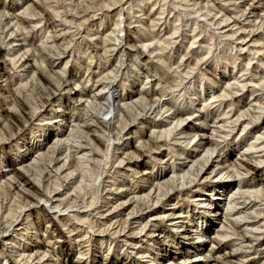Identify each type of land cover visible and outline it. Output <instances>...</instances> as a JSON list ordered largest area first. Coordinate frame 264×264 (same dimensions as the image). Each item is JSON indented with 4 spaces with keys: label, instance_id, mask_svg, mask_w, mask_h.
Listing matches in <instances>:
<instances>
[{
    "label": "rangeland",
    "instance_id": "1",
    "mask_svg": "<svg viewBox=\"0 0 264 264\" xmlns=\"http://www.w3.org/2000/svg\"><path fill=\"white\" fill-rule=\"evenodd\" d=\"M15 99L29 115L17 127L4 113L16 111ZM153 99L164 104L158 114ZM261 106L264 0H0V264H11L7 254L18 264H264V216L249 228L227 224L250 203L264 213ZM237 115V128L225 122ZM206 141L217 145L211 177L135 215L127 217L133 200L120 211L111 194L142 188L146 202L155 177L198 162ZM238 186L244 197L229 200ZM169 210L187 219L158 217ZM140 216L150 234L134 240L148 255H130L117 246ZM252 226L261 238L250 249L240 238ZM106 227L123 229L109 252L95 247ZM36 248L47 257L23 263Z\"/></svg>",
    "mask_w": 264,
    "mask_h": 264
},
{
    "label": "bare ground",
    "instance_id": "2",
    "mask_svg": "<svg viewBox=\"0 0 264 264\" xmlns=\"http://www.w3.org/2000/svg\"><path fill=\"white\" fill-rule=\"evenodd\" d=\"M99 79V77L96 79V80H98ZM100 80H98L97 81V83L99 82ZM97 83L95 82V85H97ZM101 91V90H100ZM100 93V92H99ZM157 96V95H156ZM228 96V95H227ZM159 97V96H158ZM216 97V96H215ZM218 98L219 97H226V96H223V95H221V96H217ZM174 99V98H173ZM178 99V98H177ZM153 100H155V99H153ZM152 100V101H153ZM176 100V99H175ZM15 102H16V106H18V108L16 109V111H6L5 109V118L8 120V121H10L11 122V124L12 125H15L16 127L17 126H20L22 123H27V121H29V119H28V114L24 111V108H26V107H24V103L23 102H21V100L20 99H15ZM155 102V104H156V107H154V108H152V110H153V112H156V110H157V114H158V111H161V110H163L162 108H163V106H164V104H161V102H160V100L158 99V100H155L154 101ZM109 103V102H108ZM161 104V105H160ZM260 105V104H259ZM155 106V105H154ZM111 107V106H110ZM232 107V105L230 104L227 108H231ZM233 108V107H232ZM151 109V108H150ZM257 109H259V110H262V111H264V107H259V108H257ZM121 112V111H120ZM182 113H180L179 111H174L173 112V116H174V119L175 118H178V121H179V124H178V126H180V123L183 121V119H182ZM240 117H241V115H237L236 117H235V119H233V120H231L230 118L228 119V120H226L225 122L226 123H229V124H232V126L234 127V128H237V126H238V121H239V119H240ZM121 122V121H120ZM12 125H11V127L10 128H8V130L10 129H12ZM122 125V124H121ZM240 125V124H239ZM124 127V126H123ZM244 128H242V131H244L245 130V128L247 127V125L245 126H243ZM234 128H232V129H234ZM175 129V128H174ZM192 129V128H191ZM163 132H165V131H163ZM181 132V131H180ZM167 133H169V132H167L166 131V134ZM160 134H162V133H160ZM194 134V133H193ZM196 134V133H195ZM186 136V135H185ZM192 136H194V138H197L198 137V135H192ZM255 142H257V141H259L260 140V137H256L255 139ZM203 141L204 140H202V139H200L199 140V143H196L195 145H194V147L193 148H195L196 150L197 149H201V148H203ZM207 143L209 142V143H211L212 145H210V147H208L207 149H205L204 150V153H203V155L201 156V159L198 161V162H196V161H194V162H190L191 164H190V166H188V168L186 169V170H184V166L186 167V164L184 163V164H182L181 166H178V167H175L174 165H172V167H171V176L169 177V178H167V179H164L163 177H164V174H163V176L161 175V176H158V177H155V179L154 180H157V182L154 184V186H152V189H150L149 190V192L147 193V197H145L146 198V202H144V198L143 197H141L140 196V194L142 193V188H139V189H133V190H129L128 191V193H114V194H111L112 196H113V198H117L116 200H119L120 201V205H118L117 204V206L118 207H120L121 208V212H125V211H127V207H125V203H130L131 202V200H133V203L132 204H134V206L133 207H131V209H130V211H128L127 213V217L128 216H131V215H135V214H137L138 212H141V211H143L144 209H148L149 208V205H147V202L148 203H150L151 204V202H152V204H157V203H159V202H161V199L162 198H164L166 195H167V193L168 192H170V191H173V190H175L177 187H183V186H186V185H191V184H193V183H196L197 181L199 182V180H206L207 178H209V177H211V175L215 172V168H212L209 172H208V170H209V168H206V166L209 164V163H211L212 162V156L215 154V153H217L216 152V146L217 145H214V143L215 142H210V141H206ZM58 142H55V143H53L51 146H50V151H51V153L52 152H54L55 153V151H56V149L58 148L59 149V147L57 146L58 144H57ZM57 144V145H56ZM216 144V143H215ZM256 146H258V145H256V144H250V146H249V148H255ZM49 148V147H48ZM110 148V147H109ZM136 148V147H135ZM137 149V148H136ZM169 149V148H168ZM48 151V150H47ZM59 151V150H58ZM57 152V151H56ZM53 153V154H54ZM173 154V153H172ZM192 156H194L195 154H191ZM70 156V155H69ZM176 156V155H175ZM180 156H183V153H180ZM48 157V156H47ZM42 160V159H41ZM185 160H189V156L188 157H185ZM43 162V161H42ZM242 162V161H241ZM244 162V161H243ZM242 162V163H243ZM248 162H250V161H248ZM222 164V163H221ZM246 165L245 166H247V165H249L248 163H245ZM256 164V163H255ZM64 166H65V163L63 164ZM250 165H252V164H250ZM249 165V166H250ZM217 166V165H216ZM240 166V165H239ZM63 167V166H62ZM168 167V166H167ZM244 167V166H243ZM254 167V166H253ZM180 169V172L178 173L175 169ZM249 168V167H248ZM75 170V169H74ZM249 170V169H248ZM247 170V171H248ZM204 174H206L205 175V177H203V175ZM21 176V175H20ZM154 177V176H153ZM23 178V177H22ZM20 179V181H21V178H19ZM22 181H23V183L26 185H30L31 187H33V185H32V183H30V181H28L27 179H22ZM179 182V183H178ZM241 183V180H238V185ZM228 188L229 187H225V188H222V193H224V194H226L227 193V190H228ZM52 191V190H51ZM181 191V190H180ZM248 192V191H247ZM37 193V192H36ZM219 194V195H217L218 197H217V199H216V201H220V199L222 198L221 196H223V194ZM245 193H246V191L244 192H242V190H241V188L238 186V188L236 189V191L235 192H233V193H231L230 195H229V197H227V198H229V200L230 199H232L233 197H238V199H242L243 197H244V195H245ZM255 193V192H254ZM27 194V193H26ZM39 194V193H38ZM52 194V193H51ZM260 194V193H259ZM258 194V195H259ZM28 195H30V194H28ZM32 195V194H31ZM130 195H133L132 196V198H126V200L124 201V200H122V196H124V197H130ZM178 195V194H177ZM26 196V195H25ZM40 196H41V193H40ZM111 196V197H112ZM144 196H146V195H144ZM264 196V195H263ZM31 197H33L35 200L37 199V197L36 196H31ZM36 197V198H35ZM53 197H59V194H56V195H54ZM200 197V196H199ZM27 198V197H26ZM40 198V197H39ZM79 198V197H78ZM34 199H30V202L29 203H31V202H34ZM41 199V198H40ZM39 199V200H40ZM43 199V198H42ZM149 199H151L150 201L151 202H149V201H147V200H149ZM256 199V198H255ZM76 200V199H75ZM78 200V199H77ZM46 201H48V199H46ZM66 201V200H65ZM118 201V202H119ZM202 202H200L201 204H204V202L206 201V200H201ZM246 201V200H245ZM39 202H41V201H39ZM67 202V201H66ZM74 202V201H73ZM77 202H79V201H77ZM76 202V203H77ZM108 202V201H107ZM111 202V201H110ZM64 203V200H63V202L62 203H58L56 206H57V208L58 207H60V206H62V204ZM82 203H84L83 205H81ZM105 203H106V201H105ZM221 203V202H220ZM70 204H72V203H70ZM79 204L82 206V208H86V207H88V206H90L91 205V203L90 202H84L83 200H82V202H79ZM131 204V205H132ZM151 204V205H152ZM165 204V203H164ZM229 204V203H228ZM236 204V203H235ZM238 204V203H237ZM242 204V203H241ZM76 205V204H75ZM113 205V204H112ZM147 205V206H146ZM230 205H231V203H230ZM251 205V203L250 204H248V206L247 207H249ZM55 206V207H56ZM78 206V205H77ZM116 205H115V208L117 207ZM201 206V205H200ZM235 206V205H234ZM256 205H251V207L250 208H248L247 209V207H245L244 208V210H243V212H240V213H238V217L235 219V220H233L232 219V221H230L231 220V218H230V220H228L227 221V224L230 226V225H237V226H240V225H244L245 226V228H249L248 226H249V224H247L248 222H245V221H247L248 219H252V218H254V214H255V216H256V218L255 219H257L258 218V216H261V215H263L264 216V213L263 212H254L253 210H251L252 208L254 209V207H255ZM114 207V206H113ZM64 208V207H63ZM62 208V210H64ZM67 208V207H66ZM119 208V209H120ZM229 208V207H228ZM230 208L232 209V207L230 206ZM109 209V208H108ZM114 209V208H113ZM112 209V210H113ZM233 209H234V207H233ZM226 210H228L227 209V207H226ZM110 211V210H109ZM114 211V210H113ZM117 210L115 209V212H116ZM119 211V212H120ZM239 211V210H238ZM169 212V213H168ZM168 212H160V216H158V217H160V218H164V217H173V216H178V218H175V219H183V220H186L187 219V217L186 218H179L181 215V210H180V212L179 213H176L174 210H169ZM114 213V212H113ZM165 213H168L167 215H163V214H165ZM110 214H111V212H110ZM162 214V215H161ZM217 214L215 213L214 214V216H216ZM231 216V215H230ZM116 217V216H115ZM109 218V217H108ZM105 219V218H104ZM128 219V218H127ZM144 219H146V218H144V217H142V216H140V218L139 219H135L136 220V223H138V226L136 227V228H132V229H130V233H128V236H127V239L124 241V245H120V246H117L118 247V249H122V248H125L124 249V251H129V254L130 255H132V254H134V255H140V256H144V254H147L148 255V253H147V251H141V250H138L137 248H136V244H137V242L134 240V237L135 236H137L138 234H140L141 232H145V234L146 235H149L150 233L149 232H146L145 231V229L146 228H148L150 225V220H147V221H145L144 222ZM225 219H226V217H225ZM123 220V219H122ZM227 220V219H226ZM262 220V219H261ZM117 221V220H116ZM119 221V220H118ZM251 221V220H250ZM259 221V220H258ZM264 221V220H263ZM187 222L190 224V223H192L193 222V220L192 219H188L187 220ZM186 222V223H187ZM114 223V222H113ZM113 223H111L112 225H110V226H108V227H111V226H113ZM121 223H122V221H121ZM120 223V224H121ZM125 223H127L128 224V222H127V220H125ZM258 223V222H257ZM116 224H117V222H116ZM127 224H125V225H127ZM183 224V223H182ZM264 224V223H263ZM122 225V224H121ZM120 225V226H121ZM124 225V226H125ZM66 226V225H65ZM128 226V225H127ZM127 226H126V228H127ZM182 226V225H181ZM224 226V225H223ZM222 226V228L224 229V231H227V228L225 229V226L223 227ZM259 226V225H258ZM97 226H95V228H96ZM116 227H117V225H116ZM123 227V226H122ZM183 227V226H182ZM92 228H94V227H92ZM124 228V227H123ZM177 228H181V227H177ZM68 229V228H67ZM100 229V230H99ZM98 230H96L95 232H97V233H99L100 235H101V237L98 239V242L96 241L95 243V247H98V249L99 250H103V249H105V248H107V250H108V252L110 251V249H112L113 248V246L111 247L110 245H111V242L109 243V240H110V237L112 236V235H115V234H118V233H122L123 232V229L122 230H119L120 228L118 227V229H117V231H113L112 233H111V231L106 227V228H103V229H101V228H99ZM112 230V229H111ZM125 230V229H124ZM258 230H260L258 227H255V226H252V227H250V232H247L246 234L248 235V233H250V234H252V237H250V238H247V236L245 235V236H242V238H240V239H242V244H244V243H246L247 244V246L249 245L250 246V249L251 248H254L253 246H254V242H258L259 243V241H260V236H256V235H254L255 234V232L257 231L258 232ZM264 230V229H263ZM235 231V230H234ZM73 231L72 230H69L68 231V233L70 234V233H72ZM226 233V232H225ZM228 233V232H227ZM59 234V233H58ZM236 234V233H235ZM262 234V233H261ZM62 235V234H61ZM238 235V234H237ZM224 236H226V234L224 235ZM219 237H220V235H219ZM222 237V236H221ZM49 238V237H48ZM48 238L46 239V241L45 242H48V243H50V240H48ZM129 238V239H128ZM198 239H200L201 237L199 236V237H197ZM59 239H60V237H59ZM141 239V238H140ZM246 239V240H245ZM81 242V241H80ZM115 242V241H114ZM118 243V242H117ZM82 244V243H81ZM114 245V248H115V244H113ZM81 246V245H80ZM243 246V245H242ZM259 246V245H258ZM245 248H246V246H244ZM80 248H82V247H80ZM241 248V247H240ZM239 248V249H240ZM247 248H249V247H247ZM95 249V248H94ZM115 250V249H114ZM241 250V249H240ZM80 251V250H79ZM235 250H233V252H234ZM102 252V251H101ZM78 254L79 255H83V254H80L79 252H78ZM199 255V254H198ZM197 256V255H196ZM7 257H8V259H9V261L11 262V264H18L17 263V260L15 259V258H13L10 254H7ZM45 257H47V253H45V252H43L42 254H39V251H38V249L36 248V251L34 252V255H33V253H28V255L26 256V257H23L22 258V262L23 263H27V261H29L30 262V260H37V261H40V260H42L43 258H45ZM206 258L207 259H210L211 258V256H206ZM153 260L152 261H158V259L157 258H152ZM103 260H105V258L103 259ZM217 260V259H216ZM215 259H214V261H215V264H217L218 263V260L216 261ZM187 261V260H186ZM209 261V260H208ZM46 262H48V260L46 261ZM50 262V261H49ZM225 264H231V262H229V261H225L224 262ZM106 264V263H105ZM114 264H117V263H114ZM235 264V263H234Z\"/></svg>",
    "mask_w": 264,
    "mask_h": 264
}]
</instances>
